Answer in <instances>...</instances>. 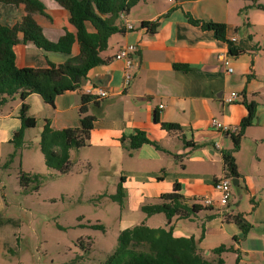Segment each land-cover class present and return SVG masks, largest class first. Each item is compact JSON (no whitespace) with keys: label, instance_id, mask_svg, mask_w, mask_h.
Instances as JSON below:
<instances>
[{"label":"crops","instance_id":"0c3cea01","mask_svg":"<svg viewBox=\"0 0 264 264\" xmlns=\"http://www.w3.org/2000/svg\"><path fill=\"white\" fill-rule=\"evenodd\" d=\"M40 1L44 13L32 16L46 39L56 42L66 31L75 34L68 10L55 0ZM263 3L264 0H138L125 13L135 28H122L109 37L101 52L106 61L91 67L76 89L57 95L53 105L45 103L37 93L27 97L35 126L24 130L21 149H25L19 153L23 171L55 170L44 162L40 132L47 121L53 129L79 127L78 109L82 96L88 94L92 96L88 113L96 119L87 143L70 150L67 172L55 171L60 175L69 173L76 160L89 168L94 163L100 167L106 164L116 176L109 198L116 193L120 177H124L123 203L117 202L121 209L117 236L121 230L141 223L151 228L165 227L164 214L146 216L141 206L160 203V196L179 183L189 206L196 204L198 208L186 217H172L173 236L199 240L200 254L210 261L220 258L224 264H264V10L257 7ZM25 14L22 2L0 3V26L20 23ZM188 16L224 23L226 39L235 36L233 44L241 52L230 54L228 41L191 23ZM143 21L159 25L150 32L141 26ZM117 24L122 27L120 18ZM87 29L93 31L89 24ZM17 36L21 39L22 31ZM126 43L136 44L138 49L130 55L134 68L124 86V62L114 55ZM13 51L18 68L47 67V60L58 64L68 57L45 52L29 41L14 44ZM78 53L75 41L70 56ZM225 58L230 60L232 71L222 63ZM175 64L188 65L189 69L175 68ZM97 88L107 95L98 97ZM232 91L238 97L227 103L225 98ZM14 98L0 108V159L13 152L10 139L21 125L17 115L21 100ZM10 100L12 104L5 109ZM244 102H254L256 111L233 153L238 184L232 185L227 205L207 206L205 198L218 196L213 187L215 179L226 175L222 151L233 147L230 135L210 127L209 120L214 117L237 128L248 114ZM156 114L161 122L178 127L163 128L155 121ZM31 131L34 141L28 139ZM137 131L144 132L156 145L143 143L129 149L127 138ZM122 138H126L124 143ZM5 204L0 189V215ZM237 213L251 225L245 234L230 218ZM220 245L226 249L217 254L214 249Z\"/></svg>","mask_w":264,"mask_h":264},{"label":"trees","instance_id":"16d2710c","mask_svg":"<svg viewBox=\"0 0 264 264\" xmlns=\"http://www.w3.org/2000/svg\"><path fill=\"white\" fill-rule=\"evenodd\" d=\"M69 12V21L75 27L76 32L72 34L66 31L56 42H52L44 37L41 27L33 18L34 13H44V4L40 0H0V3L25 5L26 14L21 22L11 27L0 26V108L7 100L19 93L21 100L18 109V118L21 125L13 132L10 143L14 150L9 154V160L4 164L8 165L23 143L24 130L35 126V119L29 115V104L27 97L32 93L39 94L45 103L53 105L57 95L67 90L76 89L86 77L88 70L98 64L104 63L105 58L101 52L107 47L109 37L122 31L117 20L121 12L127 13L138 0H55ZM257 7L264 10V3L257 4ZM188 20L199 25L202 29L211 30L217 39L225 40L226 26L221 22L203 21L188 16ZM89 24L93 31H88ZM158 23L141 22V26L148 31L154 32ZM22 31L23 36L18 38L17 32ZM31 42L36 47L45 52H59L68 57L54 64L47 60V67H22L15 65V54L13 45L19 42ZM77 41L79 53L70 56L72 44ZM230 54L236 55L241 52L233 43L228 41ZM175 68L188 70V65L175 64ZM92 96L84 94L82 104L78 112L80 125L77 128L53 129L47 121L39 138L40 151L43 154L44 162L48 168L55 169L60 173H65L69 166V153L71 149H78L87 143L89 132L96 117L88 113V102ZM248 114L243 117L235 132H227L233 141L230 150L222 151V160L226 170V177H237L238 172L234 158V152L240 146L241 138L246 127L251 125L255 115L256 106L254 102H244ZM155 121L160 122L165 129L177 128L176 124L161 122L158 115ZM126 138H122L124 143ZM127 147L136 149L143 143H156L147 139L144 132L137 131L127 138ZM43 176L39 173H30L20 170L19 181L22 186L28 183H35L34 188L38 189ZM121 176L117 185L116 193L111 195V199L123 203V188ZM161 202L156 204H146L141 206V210L150 216L162 213L166 219L165 227L151 228L141 223L121 230L116 239V246L107 258L99 264H224L219 258L210 261L199 252V240L194 237H175L172 234L171 219L174 216L186 217L198 208V205L189 206L186 199L180 193V184L175 183L174 188L169 193L160 196ZM230 218L237 223L245 234L251 225L245 222L243 215L237 213ZM2 215H0V221ZM92 227H102L95 224ZM82 241V240H81ZM90 247H87V250ZM226 249L220 245L214 249L219 254Z\"/></svg>","mask_w":264,"mask_h":264},{"label":"rangeland","instance_id":"374dc122","mask_svg":"<svg viewBox=\"0 0 264 264\" xmlns=\"http://www.w3.org/2000/svg\"><path fill=\"white\" fill-rule=\"evenodd\" d=\"M31 132L28 139L34 141ZM20 149L8 165L9 156L0 159V189L6 202L0 221V264L103 262L116 246L121 214L120 205L108 196L116 183L113 168L96 163L89 168L81 160L73 161L64 175L42 168L36 173L43 180L35 189L33 182L20 184ZM95 224L102 227H92Z\"/></svg>","mask_w":264,"mask_h":264},{"label":"built area","instance_id":"2783aa9c","mask_svg":"<svg viewBox=\"0 0 264 264\" xmlns=\"http://www.w3.org/2000/svg\"><path fill=\"white\" fill-rule=\"evenodd\" d=\"M119 18L122 22V28L125 30H133L134 24L126 19L125 13L121 12ZM229 42L234 43L237 41L235 36H232L228 39ZM138 49V46L133 43L123 44L119 50L115 53L114 58L116 60H122L124 62V86L129 83V80L132 77V72L134 68V62L131 58V54ZM222 63L226 66L228 71H232L230 66V60L228 58L222 59ZM96 94L98 97H105L107 92L97 88ZM238 97V93L235 91L230 92V94L225 98L227 103H232ZM164 105L161 104L159 107L162 108ZM210 127L217 131L223 132H235L237 130L236 126L224 124L216 118L212 117L209 120ZM214 190L217 192V199L205 198V204L207 206H225L231 198L232 192V181L230 177L221 176L215 179L213 183Z\"/></svg>","mask_w":264,"mask_h":264},{"label":"water","instance_id":"95a60500","mask_svg":"<svg viewBox=\"0 0 264 264\" xmlns=\"http://www.w3.org/2000/svg\"><path fill=\"white\" fill-rule=\"evenodd\" d=\"M219 95H220V94H219ZM231 181H232V185H233V186H235V185L238 184V179L235 178V177H232V178H231Z\"/></svg>","mask_w":264,"mask_h":264}]
</instances>
